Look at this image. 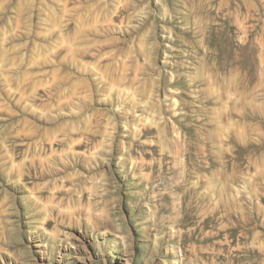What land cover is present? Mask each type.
<instances>
[{"label":"rangeland","instance_id":"rangeland-1","mask_svg":"<svg viewBox=\"0 0 264 264\" xmlns=\"http://www.w3.org/2000/svg\"><path fill=\"white\" fill-rule=\"evenodd\" d=\"M0 264H264V0H0Z\"/></svg>","mask_w":264,"mask_h":264}]
</instances>
